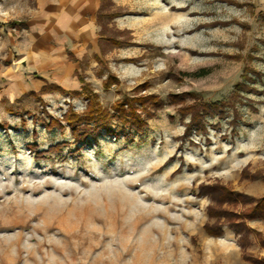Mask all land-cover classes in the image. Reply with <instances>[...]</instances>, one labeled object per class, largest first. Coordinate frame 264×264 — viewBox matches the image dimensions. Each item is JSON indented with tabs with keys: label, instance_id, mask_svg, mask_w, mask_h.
<instances>
[{
	"label": "rangeland",
	"instance_id": "1",
	"mask_svg": "<svg viewBox=\"0 0 264 264\" xmlns=\"http://www.w3.org/2000/svg\"><path fill=\"white\" fill-rule=\"evenodd\" d=\"M56 2L0 0V264H253L224 218L221 237L207 234L217 219L202 189L264 195V0H102L101 39L86 45L41 37L36 19ZM48 48L83 60L64 87L39 63ZM79 76L88 93L73 96ZM31 79L65 92L30 95L43 87ZM144 97L126 108L147 120L143 133L112 119L77 141L65 119L109 118ZM198 100L224 112L189 132Z\"/></svg>",
	"mask_w": 264,
	"mask_h": 264
},
{
	"label": "trees",
	"instance_id": "2",
	"mask_svg": "<svg viewBox=\"0 0 264 264\" xmlns=\"http://www.w3.org/2000/svg\"><path fill=\"white\" fill-rule=\"evenodd\" d=\"M22 27H26L25 23H19ZM79 80L81 83L84 84V79L79 76ZM110 85V84H109ZM245 86H241L240 84L237 85L238 90L244 88ZM59 91L65 92L63 88L52 85L46 84L42 87L40 92H29L30 95H38L39 93H45L48 91ZM88 93V85L86 83L81 88V91H72L71 95H83ZM237 95V92L234 93ZM173 97H181L178 95H172ZM183 97V96H182ZM148 99L144 98H137L133 100H129L125 98L124 101L118 102V106L116 107V115L111 116L108 118L107 113H103L105 115L101 117H87V118H79V117H70L69 115L65 116L66 121L72 126V131L75 138H78L77 141H82L88 136H97L102 129H110V121L112 119H117L118 123H120L121 130L125 133V136L131 135L130 132L135 130L137 133H143L148 126L147 120L141 119L135 113L137 112L136 107L132 106V109H127L130 105L129 102L134 104L138 103L140 106L146 105ZM221 103V102H220ZM157 106L163 105V100L156 103ZM155 108H158L155 106ZM224 107L218 103H207L202 102L200 100L196 101L193 107L191 108V122L187 126V130L190 132L193 128H196L197 131H203L204 128V116L206 114H215L217 111L222 114L224 112ZM129 110V111H128ZM109 120V121H108ZM106 122V123H105ZM105 123V124H104ZM79 124H84V127H79ZM92 124H94L92 126ZM103 124V125H102ZM119 128V127H118ZM205 195L211 197L213 202H215V206L209 207V215L213 218L217 219V223L214 225L207 224L205 225V231L210 236L221 237L223 235V226L218 223L219 220L224 218L231 228L234 229L237 237L238 243L241 248L244 250L243 258L247 262H251L253 264H264V258L258 259L253 257L252 255L248 254L245 250L249 243V237L252 233L256 234L258 238L261 240L260 243L264 246V237L261 233L255 232L251 230L248 226L247 222L253 221L256 219H264V196L255 198L237 191H230L229 188H226L221 185H214V186H205L202 189ZM240 203H248L250 206L245 209L240 214L234 213L235 211H227L223 209L224 204H230L232 206H239ZM237 220H240L238 223Z\"/></svg>",
	"mask_w": 264,
	"mask_h": 264
},
{
	"label": "crops",
	"instance_id": "3",
	"mask_svg": "<svg viewBox=\"0 0 264 264\" xmlns=\"http://www.w3.org/2000/svg\"><path fill=\"white\" fill-rule=\"evenodd\" d=\"M101 2L102 0H57L55 4L51 3V7L53 8L52 13H50L51 16L42 15V16L37 17L36 29L38 28L40 30L39 32L42 33L43 30H45L46 28L47 29L46 34H49L48 32H51L55 34L58 37V39L64 38L68 41L78 40L80 41V43H83V45L93 44V41L96 38H97L96 39L97 41L101 39V36L98 34L99 29H98V24H97L98 23L97 14L99 12ZM25 26H26L24 27L25 29L29 28V24L27 22L25 23ZM42 34L43 35L41 34L40 35L43 38L45 35L44 33ZM97 41L95 42L96 45L99 44L97 43ZM51 51L52 49H49V48L45 50L43 49L42 53L37 54V55H44V57L40 58L39 63L40 65H44V66L53 64L56 68L55 72L58 78L57 79L58 81H55V84L61 87H64L63 86L64 84L61 85V83L59 82L70 81L73 73L75 71L79 72V65L82 66L83 60H80V57L77 54H75L73 51H70L69 57H70L71 62L69 61V63H67L66 62L67 56L66 57L60 56V53L58 54V56L51 58V56L54 54L53 53L54 51L52 52ZM86 53L87 51L85 49L80 55L84 57ZM94 55L98 56L99 54L95 53ZM77 64L78 66H76ZM17 75H19L18 77H19L20 83L22 82V80L24 81V84L27 83L24 77V74L22 72L17 71ZM43 78L47 80L46 79L47 77H43ZM30 81L32 85L29 84V87L30 86H33V87L30 88L29 90H32V91H39L40 88L45 85V83L37 84L36 80L34 79H31ZM21 87L23 86L21 85ZM260 196L263 197L264 195L262 194ZM254 221L255 220L250 221L248 223V226L251 228V230L261 233L262 236L264 237V219H259V221H257L259 222L258 228L252 225V222ZM250 237L253 240H252V243L249 249L247 248V251L252 253L251 251L252 246L253 247L257 246L258 249H261L264 251V246L259 241H257L256 234L252 233ZM237 243H238V237H237ZM239 247L241 246L239 245ZM241 256L243 258V252L241 253ZM262 257H259V258H262Z\"/></svg>",
	"mask_w": 264,
	"mask_h": 264
},
{
	"label": "bare ground",
	"instance_id": "4",
	"mask_svg": "<svg viewBox=\"0 0 264 264\" xmlns=\"http://www.w3.org/2000/svg\"><path fill=\"white\" fill-rule=\"evenodd\" d=\"M149 197V196H148ZM87 211V210H86ZM84 212V211H83ZM91 213V211H89Z\"/></svg>",
	"mask_w": 264,
	"mask_h": 264
}]
</instances>
